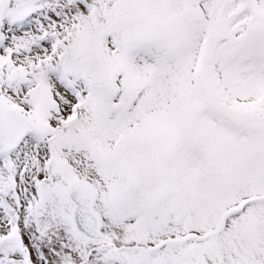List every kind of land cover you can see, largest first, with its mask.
Instances as JSON below:
<instances>
[{
	"label": "rangeland",
	"instance_id": "rangeland-1",
	"mask_svg": "<svg viewBox=\"0 0 264 264\" xmlns=\"http://www.w3.org/2000/svg\"><path fill=\"white\" fill-rule=\"evenodd\" d=\"M205 1L191 15L182 0H0V101L27 120L28 152L42 151L37 210L59 197L70 264H264V0H238L239 15L209 33ZM219 103L254 125L229 128ZM78 180L95 188L102 241L73 225ZM2 207L0 264L73 254L53 241L38 249L22 211L11 220Z\"/></svg>",
	"mask_w": 264,
	"mask_h": 264
},
{
	"label": "bare ground",
	"instance_id": "bare-ground-1",
	"mask_svg": "<svg viewBox=\"0 0 264 264\" xmlns=\"http://www.w3.org/2000/svg\"><path fill=\"white\" fill-rule=\"evenodd\" d=\"M68 1L69 3L67 4H70V0ZM182 1L184 5L187 6V10L189 14L192 13L191 15H193V13L197 12V9L199 7H196V0H182ZM211 3L215 4V7L212 9L211 7H209V4ZM73 5H74L73 7L79 6V4L77 3L76 5L75 3ZM157 6L159 5L157 4L156 7ZM201 7L203 11L207 13H212L210 19L208 18L209 22L205 23L206 24L205 27L207 30V31L205 30L206 33L212 31V25L214 24L217 25L219 23L222 25V28H224L225 24L234 17H237L242 10V6L239 4L238 0H206L205 2L200 4V8ZM190 20H191L190 24L191 26H193V28L200 26V23L198 24L197 21L195 22L196 19L192 20L190 18ZM234 21L235 23L232 25V27H230L229 30L230 34L233 32L236 26L241 24V22H244L245 19L244 16H241L240 18L237 19L235 18ZM29 32L30 31L28 30L21 32V35L24 38V39L22 38L24 40V44H26L27 46L29 44L28 41L34 39L33 35L30 34L31 32L30 33ZM244 35L245 33H242V35L237 38L233 37L228 39L227 44L231 45L238 42L240 39L244 37ZM238 55L239 56L237 57V59H239L242 54H238ZM28 59H29L28 57H24L21 60L24 61L26 64H28L27 63ZM25 69L27 72L29 71L30 74H33L30 65H28V67H26ZM47 81L49 82V86H51L53 92H55V94L57 95L58 97L57 101L60 103L61 106L65 105L70 95L66 91L60 89L59 87L57 88L56 81L53 80V78L47 77ZM40 87H43L42 83H40ZM14 99L18 100L16 97H14ZM2 106L6 107L4 104H2ZM31 142H32L31 138L28 137V139L26 138V140L20 144L19 148L11 152L9 151L11 157L10 159L13 165L11 164L10 161L7 160L4 161L0 159V206L1 205L3 206L2 207L3 213L6 214L7 217L11 220H14L17 217L15 216V214L17 213L18 208L22 211L24 215L21 214L18 217L19 223H25L27 221H30L31 224L30 239L39 242V246H38L39 248L37 247L38 249L45 248L46 246H51L49 242L53 241L55 244H59L64 248H66L67 250H70V252H73L72 255H69L67 253L69 256H67L66 253H64V251L60 253V259H61L60 264H70L69 262L72 260L71 257L75 258L77 256V252H76L77 250L73 248V246H71L74 245L73 243L74 240H72L68 236L66 227L65 229H63L60 223V217H61L60 208L58 206L55 207L54 205L56 203L59 205L60 202L59 197L53 199L54 202L56 203H49L41 210L40 209L37 210L38 208L41 207V203H43L40 200L41 193L39 194L38 193L39 191L37 189L40 188V185L42 184L41 182L47 178L46 177L47 172L44 171L43 173H37L36 171H34V169L38 170L39 167H41L39 161L43 159V156L41 150L39 151L36 150L37 152H34L35 151L33 150L34 147H30L31 149L28 152L27 144ZM0 148H2V146H0ZM33 155L39 156L38 164L34 161V158H32ZM20 158H22V160H20L21 162L19 163ZM27 160H29L30 162V167L26 170V172L23 173L22 170L20 171V165L23 162H26ZM32 188L36 189V196L33 194V191L31 190ZM11 189L12 191H10ZM1 216L2 215L0 212V217ZM110 222H111V228L114 225H116L114 221L113 222L111 221V218H110ZM0 223H1V218H0ZM28 230L30 231V229ZM115 249L119 250L118 247L112 246L111 247L112 251L109 249V252L110 251L115 252ZM109 263L106 262L105 264H109ZM89 264H93V263L90 262Z\"/></svg>",
	"mask_w": 264,
	"mask_h": 264
},
{
	"label": "water",
	"instance_id": "water-1",
	"mask_svg": "<svg viewBox=\"0 0 264 264\" xmlns=\"http://www.w3.org/2000/svg\"><path fill=\"white\" fill-rule=\"evenodd\" d=\"M217 115L230 125H251L252 114L238 115L228 107L218 104ZM28 129L23 118L0 104V151L13 149ZM68 195L74 205L73 222L76 229L90 240L103 238L99 231V220L92 209L94 189L86 182H74L68 190Z\"/></svg>",
	"mask_w": 264,
	"mask_h": 264
}]
</instances>
